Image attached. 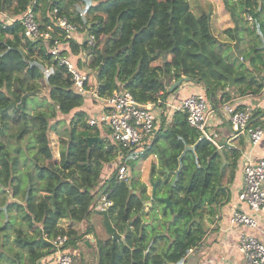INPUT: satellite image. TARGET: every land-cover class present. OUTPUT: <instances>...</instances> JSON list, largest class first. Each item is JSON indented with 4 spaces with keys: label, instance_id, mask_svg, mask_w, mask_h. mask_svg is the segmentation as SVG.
<instances>
[{
    "label": "trees",
    "instance_id": "trees-1",
    "mask_svg": "<svg viewBox=\"0 0 264 264\" xmlns=\"http://www.w3.org/2000/svg\"><path fill=\"white\" fill-rule=\"evenodd\" d=\"M195 1L194 11L190 0H35L40 28L51 34L44 41L24 37L18 17L25 0H0V14L10 18L0 16V264H39L54 252L51 238L57 234L67 235L65 246L90 244L83 238L93 230V212L101 214L106 231L95 240V264H181L201 242L207 223L229 199L241 150L217 148L188 125L185 111H165L162 101L183 77L215 107L234 93H258L264 86V0H222L232 22L222 31L213 4ZM54 7L78 25L72 37L56 24ZM89 32L94 44L87 42ZM54 40L78 69L93 70L98 94L123 89L139 103H157L158 127L149 142L140 149L122 147L102 126L86 122L100 105L78 91L47 52ZM164 40L174 51L169 65ZM41 92L45 108L35 109L34 96ZM262 113L254 109L253 122ZM62 119L67 128L54 157L48 131ZM88 136L99 140L88 144ZM119 155L130 172L139 159L154 155L148 179L170 206L157 198L144 207L151 198L147 184L138 175L128 182L116 177ZM103 188L112 201L105 211L96 204ZM64 219L67 226L60 224ZM81 222L84 231L74 226Z\"/></svg>",
    "mask_w": 264,
    "mask_h": 264
},
{
    "label": "built area",
    "instance_id": "built-area-1",
    "mask_svg": "<svg viewBox=\"0 0 264 264\" xmlns=\"http://www.w3.org/2000/svg\"><path fill=\"white\" fill-rule=\"evenodd\" d=\"M25 1L26 6L18 17L23 25L24 37L48 41L51 34L49 31H43L40 28L33 8L35 0ZM57 12V8L54 7L52 13L55 16L56 24L63 30L65 37H72L74 33L79 31L78 25L69 20L67 16L59 15ZM1 15L6 17L7 21L10 20L9 16L7 17L3 13ZM248 18L250 19V17ZM87 42L88 44L95 43L94 34L91 32L87 34ZM60 46L61 44L54 40L52 45L49 44L47 52L69 72L74 87L82 93L92 95L100 105V110L92 116H87L86 122L89 125L102 126L108 131L106 137L122 147L140 149L149 142L158 127L159 106L157 103L153 101L139 103L129 91L123 89L113 90L108 95H100L95 89L89 91L86 88L88 74L78 69L70 56L61 54ZM47 70L48 66L45 68V71ZM157 101L159 104L162 100L158 99ZM162 102L163 105L168 104L167 101ZM169 105L174 109L185 111L188 125L197 129L201 136L207 138L217 148L223 146L222 143L214 139L217 133L215 131L211 133L206 129L210 105L203 93H190L178 101L169 102ZM221 109L234 135L246 136L251 145H255L261 140L264 131L261 125L253 122V109L251 107L238 108L235 103L226 101L221 105ZM114 167L118 179L125 182L131 179L128 166L121 163L120 160ZM237 198L248 206L251 213L240 208L234 209L230 216L231 224L235 227L244 228L258 226L255 215L264 212V155L244 162L242 187ZM96 204L101 211L107 210L112 205L105 188L98 192ZM67 238L64 233L51 238L55 255L52 264H73L69 249L65 246ZM237 249L241 258L236 264H264V243L255 235L243 231L237 241ZM188 253L185 254L183 261H185Z\"/></svg>",
    "mask_w": 264,
    "mask_h": 264
},
{
    "label": "crops",
    "instance_id": "crops-1",
    "mask_svg": "<svg viewBox=\"0 0 264 264\" xmlns=\"http://www.w3.org/2000/svg\"><path fill=\"white\" fill-rule=\"evenodd\" d=\"M225 15L227 27L232 26L230 25L231 20L229 15H227V13H225ZM190 93H203V89L200 86H196V84H192L190 82L184 83V85H181L177 90L173 91V93L168 96V99L166 100L168 104L164 105L166 109L165 111H168V108L170 107L169 102L178 101ZM230 101L236 105L249 106L253 110L257 108L264 109V86L258 93L254 94L234 93ZM223 103L224 101H222L218 107L210 105V109L207 114L208 124L210 128H212L218 134V137L220 138L219 142L222 143V145L239 147L241 150V155L238 159L234 179L230 184L229 199L227 201L225 200L218 207V212L214 221L210 224L207 223V225H209V229L201 240L200 246L193 247L191 250L194 252V254L189 252L182 264H236L241 258L237 249V241L243 231L255 235L260 241L264 243V212H260L255 215L258 220V226L254 228H244L241 226L235 227L230 222V216L234 209L240 208L251 213L248 206L238 200L237 195L242 187V166L244 162H246L248 159H255L261 155H264V133L261 140L255 145H251L248 142L247 137L244 135H234L230 128L229 122L222 113L221 105ZM257 123L262 126L264 131V113L258 115ZM56 154L58 157V151ZM152 161H156V157L154 155L149 162L151 163ZM94 213L96 214L97 212H93L90 216V223L92 224L93 230L91 233L86 234L83 238H88L90 244L86 243L85 240H82L78 242V247H75L72 250L74 254L76 253L80 257L78 264H89L87 261L84 263L86 256V245L92 247L94 251L96 249V239L94 237ZM60 224L62 226H67L68 221L65 219L61 220ZM74 226L80 231H84L86 228V222H81ZM99 238L101 237H98L97 239ZM82 243L85 245V247L81 246ZM54 256V253H52L43 257L39 261V264H52ZM89 262H93L95 264L96 259L94 258L93 261Z\"/></svg>",
    "mask_w": 264,
    "mask_h": 264
},
{
    "label": "rangeland",
    "instance_id": "rangeland-1",
    "mask_svg": "<svg viewBox=\"0 0 264 264\" xmlns=\"http://www.w3.org/2000/svg\"><path fill=\"white\" fill-rule=\"evenodd\" d=\"M190 2H191L192 10L195 11V6L194 5H195L196 1L195 0H190ZM208 2H211L213 4V8H214V11L216 13V15L214 17L215 18L216 29H217V31H222L225 27H227L226 21H225V19H226L225 13H227V11L224 8L223 1L222 0H200V3L203 4V5H207ZM227 15H228V13H227ZM230 25H232V22H231ZM101 43H102V39L98 41L99 45ZM161 45H162L163 48H169V51L167 52V54L165 56V63H166V65H169L172 62V58L174 57V51L171 50V42L169 40H164V41H161ZM149 48H151L150 45H149ZM89 51H91V49ZM90 56H91V54H89V53L85 56V61L86 62H89ZM85 65H86V63H85ZM84 69L88 70V78H87V82H86V88H88V90L91 91L95 87L94 72H93V70L89 69L88 66L85 67ZM27 83L28 82H26L24 84H25L26 89H29L30 85L27 84ZM184 83H186V82L184 81L183 83H181L179 85V87L181 85H184ZM41 95H42V92L38 93L37 95L34 96L33 104L36 105L35 109H37L39 107L45 108V105H46L45 104V100H44L45 97L41 96ZM36 103H39V104L37 105ZM68 117L69 116H63V118L65 120L68 119ZM64 119L60 120L61 122L56 125V129L52 128V129H49V131H48L50 144H51V147H52V150H53V153H54V157H57L56 152L59 150V141H58L59 134H64L63 130L67 128L66 127L67 126V124H66L67 122H65ZM54 120H55V118H53L51 121H54ZM206 129L209 132H211V133L214 132V130L212 128H210V126L208 124V121H206ZM58 131H60V132H58ZM214 139H216L217 141H220L219 140L220 138L218 137V134L216 136H214ZM12 143H14V141H12ZM10 146L12 147L13 144H11ZM152 156L153 155H149L146 159H139L137 161V163L134 165L133 172H130L131 176L138 175L139 179L141 181L147 183L148 193H150V187H151V184H150L149 179H148V172H149V168H150V162L149 161H151ZM120 157H121V155H119V157L115 161H113V165H116V164L119 163V158ZM20 196H21V194H17L16 198L20 199ZM93 219L95 221L94 222L95 223L94 224V226H95V228H94V237H95V239L98 238V237H101V238L105 237L106 231H105V228H104V223H103L101 214H99V213L95 214L94 213ZM78 245H79V243H77V247H78ZM81 246L85 247V245L83 243L81 244ZM197 246H200V243L197 244ZM67 247H68L69 252H70V254L72 256L73 264H78V260L80 258L79 255L76 254V253L74 254L72 252V250H73L72 246H67ZM85 251H86V256H85L84 263H85V261H87V263L92 264L93 262H89V261H93L94 260V249H92V247H90L89 245L88 246L86 245ZM190 252H191V254H194V252L192 250H190ZM182 263H183V261L181 262V264Z\"/></svg>",
    "mask_w": 264,
    "mask_h": 264
},
{
    "label": "water",
    "instance_id": "water-1",
    "mask_svg": "<svg viewBox=\"0 0 264 264\" xmlns=\"http://www.w3.org/2000/svg\"><path fill=\"white\" fill-rule=\"evenodd\" d=\"M188 80V77H183V78H179L177 79L176 81H174L169 87H168V90H172L174 89L175 87L179 86L182 81H187ZM93 140H99V137L97 136H88L87 137V141H88V144H90ZM222 152V151H221ZM154 185L155 183H151V190H150V195H151V198L150 200L148 201H144L143 202V206L145 207L146 205H150L151 203V200H154V199H161L163 202H165V207L167 206H170V200H169V197H165V198H159V197H156L155 195V191H154Z\"/></svg>",
    "mask_w": 264,
    "mask_h": 264
}]
</instances>
